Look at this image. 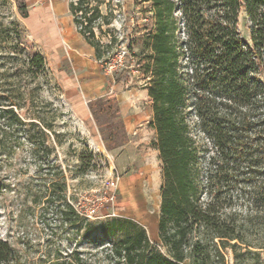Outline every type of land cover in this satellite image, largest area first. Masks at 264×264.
<instances>
[{
	"label": "trees",
	"instance_id": "16d2710c",
	"mask_svg": "<svg viewBox=\"0 0 264 264\" xmlns=\"http://www.w3.org/2000/svg\"><path fill=\"white\" fill-rule=\"evenodd\" d=\"M140 1L147 3L144 11L152 16L140 25L146 32L130 42L128 53L146 79L149 125L156 134L152 145L162 163L159 242L149 238L144 226L126 220L117 227L118 237H109L106 257L110 264H229V257L242 264L247 254L260 259L264 0ZM103 4L71 0L69 10L105 68L118 54L119 38L111 28L114 12H104ZM18 9L22 18L28 17L25 0ZM242 12L252 23L251 44L239 31ZM97 29L104 36L112 32L110 42H104ZM137 43L139 52L134 50ZM15 53L0 54L5 60L0 67H14L0 71V169L3 157L13 156L22 139L41 163L50 162L55 150L54 123L30 112L36 88L19 82L23 75L34 82L44 69V57ZM10 59L18 62L11 64ZM112 134L104 139L107 148ZM3 189L0 170V195ZM71 211L76 215L74 208ZM250 225L262 228L251 242ZM13 258V248L0 238V264H10Z\"/></svg>",
	"mask_w": 264,
	"mask_h": 264
},
{
	"label": "rangeland",
	"instance_id": "374dc122",
	"mask_svg": "<svg viewBox=\"0 0 264 264\" xmlns=\"http://www.w3.org/2000/svg\"><path fill=\"white\" fill-rule=\"evenodd\" d=\"M70 1L25 0L29 15L22 18L20 0H0V54L18 50L44 57L34 82L24 75L19 82L36 88L30 112L52 121L55 130L50 162L41 163L23 139L13 156L2 159L0 238L13 248L10 264H110L105 246L126 220L144 226L159 242L162 163L152 145L155 131L146 122L151 113L146 79L128 53L130 42L146 32L140 25L152 15L140 0H103L104 12H114L111 28L119 38L118 54L103 68L74 24ZM238 26L251 44L252 23L245 12ZM96 32L110 42L112 32ZM140 47L137 43L134 50ZM8 66L14 68L4 65L0 71ZM261 72L264 81V67ZM110 134L107 148L104 139ZM117 178L113 209L106 198ZM95 203L99 213L87 217ZM248 230L250 242L262 234L259 226ZM76 257L80 261L73 263ZM263 259L247 254L242 264H264ZM229 264H234L231 257Z\"/></svg>",
	"mask_w": 264,
	"mask_h": 264
},
{
	"label": "built area",
	"instance_id": "2783aa9c",
	"mask_svg": "<svg viewBox=\"0 0 264 264\" xmlns=\"http://www.w3.org/2000/svg\"><path fill=\"white\" fill-rule=\"evenodd\" d=\"M117 181H113L111 183V192L108 194L106 201L109 203V205L114 209L117 206V194H116V189H117ZM100 211L99 208V204H94L92 206H90L89 208H87L85 215L87 217H93L95 215H97ZM115 215V213H114Z\"/></svg>",
	"mask_w": 264,
	"mask_h": 264
},
{
	"label": "crops",
	"instance_id": "0c3cea01",
	"mask_svg": "<svg viewBox=\"0 0 264 264\" xmlns=\"http://www.w3.org/2000/svg\"><path fill=\"white\" fill-rule=\"evenodd\" d=\"M96 60V59H95ZM97 61V60H96ZM151 104V100L149 101ZM152 119V107H151V113H150V118L146 120L147 123L150 122V120Z\"/></svg>",
	"mask_w": 264,
	"mask_h": 264
}]
</instances>
